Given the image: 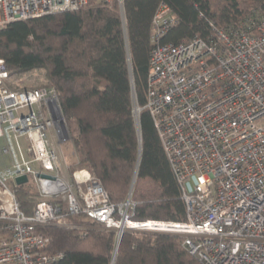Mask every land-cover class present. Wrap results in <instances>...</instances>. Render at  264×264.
Wrapping results in <instances>:
<instances>
[{
	"label": "built area",
	"instance_id": "2783aa9c",
	"mask_svg": "<svg viewBox=\"0 0 264 264\" xmlns=\"http://www.w3.org/2000/svg\"><path fill=\"white\" fill-rule=\"evenodd\" d=\"M110 1V0H106ZM121 5L122 0H118ZM88 0H0V29L44 14L77 10ZM178 19L161 3L152 18L146 109L185 204L182 222L135 221L132 190L118 203L82 168L68 175L55 138L58 92L12 89L0 58V264L55 261L41 226L80 228L83 217L115 232L168 233L202 264H264V18L213 28L187 43L160 42ZM26 176L25 183L16 178ZM189 190L187 183L192 179ZM33 186V212L20 208L16 188ZM153 228V229H152Z\"/></svg>",
	"mask_w": 264,
	"mask_h": 264
},
{
	"label": "trees",
	"instance_id": "16d2710c",
	"mask_svg": "<svg viewBox=\"0 0 264 264\" xmlns=\"http://www.w3.org/2000/svg\"><path fill=\"white\" fill-rule=\"evenodd\" d=\"M161 3L178 19L163 43L207 39L214 27L264 18V0H88L77 10L7 24L0 29V58L10 88L58 92L78 157L73 169L91 172L113 203L131 188L132 220L182 222L185 204L152 118L142 109L136 123L132 113L146 101L152 18ZM36 71L43 82L25 85L23 78ZM29 186L16 188L26 214L40 200ZM68 221L85 228H38L49 237L47 252L60 255L45 264H202L178 235L129 231L116 246L114 231L94 228L81 214Z\"/></svg>",
	"mask_w": 264,
	"mask_h": 264
},
{
	"label": "rangeland",
	"instance_id": "374dc122",
	"mask_svg": "<svg viewBox=\"0 0 264 264\" xmlns=\"http://www.w3.org/2000/svg\"><path fill=\"white\" fill-rule=\"evenodd\" d=\"M37 79V80H35ZM43 75L41 74V72L36 71L33 73H30L29 75H26L23 78V83L25 85H36L37 82H43ZM61 122L62 125H60V133L59 135H56V139L59 141V143H57L58 148L61 152V156H62V167L64 169L65 172L68 173V175H71L72 172L76 171L77 169H73L74 166H76V164L78 163V157L75 153L74 150V146L72 143V138H71V131L66 123V120L64 118V116L62 115L61 118ZM3 141L2 139H0V146L2 145ZM195 179L193 178L190 182L187 183V188L190 190L192 187V182ZM30 190L32 192H36L35 188L33 186H29ZM94 228H98L95 225H92ZM92 227V228H93ZM88 228H91L88 227Z\"/></svg>",
	"mask_w": 264,
	"mask_h": 264
},
{
	"label": "water",
	"instance_id": "95a60500",
	"mask_svg": "<svg viewBox=\"0 0 264 264\" xmlns=\"http://www.w3.org/2000/svg\"><path fill=\"white\" fill-rule=\"evenodd\" d=\"M26 180H27L26 176H20V177H17L15 181L17 184H22V183H25Z\"/></svg>",
	"mask_w": 264,
	"mask_h": 264
},
{
	"label": "bare ground",
	"instance_id": "6f19581e",
	"mask_svg": "<svg viewBox=\"0 0 264 264\" xmlns=\"http://www.w3.org/2000/svg\"><path fill=\"white\" fill-rule=\"evenodd\" d=\"M153 229V228H152Z\"/></svg>",
	"mask_w": 264,
	"mask_h": 264
}]
</instances>
